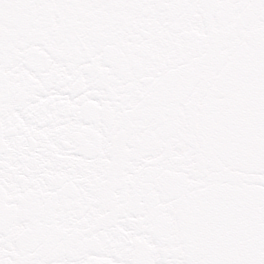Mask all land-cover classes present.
I'll return each instance as SVG.
<instances>
[{"label": "snow or ice", "instance_id": "obj_1", "mask_svg": "<svg viewBox=\"0 0 264 264\" xmlns=\"http://www.w3.org/2000/svg\"><path fill=\"white\" fill-rule=\"evenodd\" d=\"M0 264H264V0H0Z\"/></svg>", "mask_w": 264, "mask_h": 264}]
</instances>
